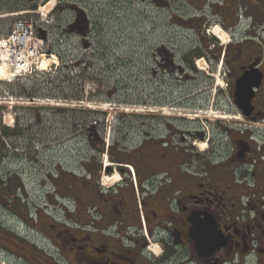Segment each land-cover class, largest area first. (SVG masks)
I'll list each match as a JSON object with an SVG mask.
<instances>
[{
    "label": "flooded vegetation",
    "instance_id": "1",
    "mask_svg": "<svg viewBox=\"0 0 264 264\" xmlns=\"http://www.w3.org/2000/svg\"><path fill=\"white\" fill-rule=\"evenodd\" d=\"M60 1L73 17L66 30L91 33L90 7ZM148 1L166 9L175 0ZM190 1L199 12L190 25L218 22L228 38L206 42L218 72L204 80L225 85L215 118L190 126L187 114L151 106L143 122L115 130L105 117L79 124L63 142L95 152L86 147L46 173L50 202L24 208L0 183V264H264V0ZM151 57L155 76L200 78L164 44Z\"/></svg>",
    "mask_w": 264,
    "mask_h": 264
},
{
    "label": "rangeland",
    "instance_id": "2",
    "mask_svg": "<svg viewBox=\"0 0 264 264\" xmlns=\"http://www.w3.org/2000/svg\"><path fill=\"white\" fill-rule=\"evenodd\" d=\"M39 2L34 10L31 7L34 3L28 0H0V35L15 21V13L32 14L40 9L47 15L46 20L54 18L57 25L62 27L60 37L63 42L58 43L69 55L67 62H62L61 76H38L0 86V128H6L4 122H10L11 116H14L16 127L24 131L18 138L7 137L9 151L13 153L19 148L23 153L8 155L0 161V183L7 181L9 187L17 190V200L22 207L42 206L50 202L52 185L46 173L55 164L66 163L70 155L78 160L86 147L90 153L94 151L86 141L70 140L72 144L63 142L75 134L76 129H80L79 124L85 127L99 120V117H105L108 131L115 130L124 122H143L151 106L169 107L168 116L187 114L186 122L190 126H193V117L202 118L205 122L215 118L213 97L215 91H224L225 85L208 87L204 80L207 74L218 72L217 69L211 70L212 65L206 60V52L209 53L206 42L212 44L217 41L220 45L226 42L211 31L220 25L209 21L208 5L203 17L209 22L202 29L198 25H190V21L199 15L190 0H175L166 9L154 3L150 5L148 0L77 1L80 6L90 7L93 30L84 37L63 31L64 26L73 20L71 14L61 10L53 17L57 8L49 13L52 1L40 3V8ZM54 2L59 5L66 3L60 0ZM220 28L227 41L226 31ZM162 44L173 48L176 59L184 60L186 69L200 78L194 82H180L169 72L153 75L157 62L151 54ZM75 59L91 66L86 74L82 73L83 66L81 70L80 66L75 70L71 62ZM200 62L204 63V71L199 68ZM42 71L44 74L50 73V70ZM220 71L224 73L223 68ZM66 75L74 79V85L67 87ZM46 80L51 81L49 90H54L50 96L20 95L23 84L32 86L36 81ZM60 84L64 94L69 95L66 99L60 91ZM80 89L79 96L77 91ZM209 96V106L199 108ZM212 110L213 113H210ZM197 114L200 116H194ZM201 128L204 129L203 126ZM15 224L21 226L20 222Z\"/></svg>",
    "mask_w": 264,
    "mask_h": 264
},
{
    "label": "built area",
    "instance_id": "3",
    "mask_svg": "<svg viewBox=\"0 0 264 264\" xmlns=\"http://www.w3.org/2000/svg\"><path fill=\"white\" fill-rule=\"evenodd\" d=\"M45 22L44 17L39 20L20 18L13 23L7 35L0 37V81L44 74L41 68L43 56L56 57L59 61L56 54L49 52L51 43H54L53 37L43 39L39 35L49 29ZM60 65H56L50 73H57Z\"/></svg>",
    "mask_w": 264,
    "mask_h": 264
},
{
    "label": "trees",
    "instance_id": "4",
    "mask_svg": "<svg viewBox=\"0 0 264 264\" xmlns=\"http://www.w3.org/2000/svg\"><path fill=\"white\" fill-rule=\"evenodd\" d=\"M36 6H37L36 3L31 5L32 8H36ZM54 51H56L58 53V55L60 57V60L63 63L67 62V60L69 58V55L65 51H63L62 49H58V48L54 49ZM95 55L97 56V52L95 53ZM71 62H72V65L75 66V67H77V66L79 67L80 66L79 70L82 69L81 67L83 66V63H84L82 60L76 61V59H75V60H71ZM90 67L91 66H87V64H85L83 66V72L82 73L86 74V72H87L86 70H88ZM61 73H62V71L59 72L60 76H61ZM46 77H52V76L51 75H47ZM83 77H85V75ZM65 78L68 81L67 87L70 84L74 85V83H73L74 79L73 78H71L69 75H66ZM57 79H59V78H57ZM50 84H51L50 80H46L44 82L36 81V83H33L32 86H28L26 84H23L20 95L21 96L24 95V96H29L30 97V96H43V95L52 94L54 90H49ZM59 88H60L61 93H63V98L66 99L69 95H65L64 94V90L62 89L61 84L59 85ZM77 93L80 96L81 89L78 90ZM16 121L19 122V119H17ZM40 121H41V119H40ZM0 122H1V120H0ZM0 126H1V123H0ZM18 126H19V124H18ZM0 131L2 133V136H0V161H1L4 157H6L8 155H17V153H15V152L12 153V152L9 151V148H7V145L3 141L2 137H6V138L7 137H16V138H18L21 133H24V131L22 129H20L19 127H15L14 129H8V128H2L1 129L0 128ZM6 182L7 181H4L3 183H6Z\"/></svg>",
    "mask_w": 264,
    "mask_h": 264
},
{
    "label": "bare ground",
    "instance_id": "5",
    "mask_svg": "<svg viewBox=\"0 0 264 264\" xmlns=\"http://www.w3.org/2000/svg\"><path fill=\"white\" fill-rule=\"evenodd\" d=\"M52 2V4L53 5H50L51 6V9L55 6L54 4H55V2H54V0H51ZM49 8V7H48ZM50 9V10H51ZM214 34H216L217 36H219L220 38H222L223 40H224V42H225V39H226V37H225V33L224 32H222V29L219 27V26H217V27H215L213 30H211ZM211 33V32H210ZM43 59H44V62H43V64L41 63V68L43 69V70H50V71H52L53 70V68L56 66V65H58V60H56V57H52V56H43ZM202 61V60H201ZM203 65H204V63L203 62H200V66H201V69H202V67H203ZM205 70V69H204ZM3 75H5V73H2ZM12 120V118L10 119V121Z\"/></svg>",
    "mask_w": 264,
    "mask_h": 264
},
{
    "label": "water",
    "instance_id": "6",
    "mask_svg": "<svg viewBox=\"0 0 264 264\" xmlns=\"http://www.w3.org/2000/svg\"><path fill=\"white\" fill-rule=\"evenodd\" d=\"M81 22H82V21L80 20V18H78V19H77V24H78V23H81ZM80 34H82V35H86L85 32H80Z\"/></svg>",
    "mask_w": 264,
    "mask_h": 264
}]
</instances>
